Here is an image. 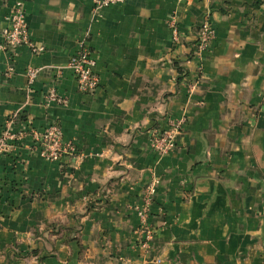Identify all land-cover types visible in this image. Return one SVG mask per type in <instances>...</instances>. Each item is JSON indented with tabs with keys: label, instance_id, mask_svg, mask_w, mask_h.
<instances>
[{
	"label": "crops",
	"instance_id": "1",
	"mask_svg": "<svg viewBox=\"0 0 264 264\" xmlns=\"http://www.w3.org/2000/svg\"><path fill=\"white\" fill-rule=\"evenodd\" d=\"M17 1L0 0V45ZM94 1L26 0L45 51L0 48V134L56 123L79 152L50 162L27 139L0 156V264H264V0ZM206 16L216 39L191 58ZM82 40L101 80L92 95L69 69ZM50 89L68 105L46 107ZM183 117L175 149L157 155L152 131ZM154 180L144 248L137 208Z\"/></svg>",
	"mask_w": 264,
	"mask_h": 264
},
{
	"label": "built area",
	"instance_id": "2",
	"mask_svg": "<svg viewBox=\"0 0 264 264\" xmlns=\"http://www.w3.org/2000/svg\"><path fill=\"white\" fill-rule=\"evenodd\" d=\"M124 0H95V8H106L117 4H122ZM26 0L16 2L12 11L7 15L8 23L2 32V42L0 48L16 51L20 47H27L35 55H41L45 51V47L39 45L32 39L31 31L27 21L25 8ZM170 30L173 35V41L177 43L180 40V28L176 16L170 18ZM197 44L194 57L202 60L203 56L210 51L213 42L216 39V30L211 23L210 17L206 16L197 31ZM97 61L88 46L87 40L79 42L78 49L69 60V69L73 72L77 82L78 90L82 94L92 95L100 86V76L96 72ZM201 71V67L199 68ZM40 70L29 67L26 71L27 88L26 93L30 98L32 96V87L39 76ZM13 69L9 68L6 78H11ZM199 81H195L187 86L189 93H192L198 86ZM69 100L62 97L55 89H50L44 95L43 103L48 107L51 103L60 106H67ZM188 120L187 117L171 120L166 130H153L151 133V148L159 156L169 155L176 147V138L185 129ZM13 121L0 134V156L7 154L14 144L24 143L27 139L32 141L30 150L37 153L42 159L50 162H58L65 158L77 157L79 152L72 142H67L64 138L63 130L60 125L54 123L42 131L35 129H21L14 131L12 128ZM159 185L158 180L152 181L144 190L142 197V205L137 208L140 218V231L143 235V247L147 248L153 240V232L149 225V216L154 204V199ZM154 264H160L159 261Z\"/></svg>",
	"mask_w": 264,
	"mask_h": 264
},
{
	"label": "trees",
	"instance_id": "3",
	"mask_svg": "<svg viewBox=\"0 0 264 264\" xmlns=\"http://www.w3.org/2000/svg\"><path fill=\"white\" fill-rule=\"evenodd\" d=\"M199 29V28H198ZM197 35L194 37V40H192L189 44V49H190V57L193 58V55H194V52H195V49H196V44H197ZM190 58V59H191ZM175 66L177 67L178 69V72H179V78H178V82L181 83V81H183L184 78H186L187 76V73L185 72V70L182 68V66H180V64L178 62L175 63ZM33 255H36L37 254V251H34L32 253ZM39 262L41 261H45L46 259H38Z\"/></svg>",
	"mask_w": 264,
	"mask_h": 264
}]
</instances>
